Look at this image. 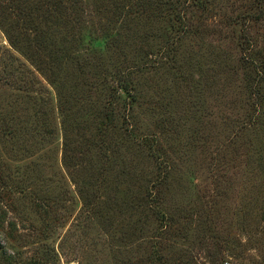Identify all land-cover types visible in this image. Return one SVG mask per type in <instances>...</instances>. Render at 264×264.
Instances as JSON below:
<instances>
[{
  "label": "rangeland",
  "instance_id": "obj_1",
  "mask_svg": "<svg viewBox=\"0 0 264 264\" xmlns=\"http://www.w3.org/2000/svg\"><path fill=\"white\" fill-rule=\"evenodd\" d=\"M9 2L0 264H264V4Z\"/></svg>",
  "mask_w": 264,
  "mask_h": 264
},
{
  "label": "trees",
  "instance_id": "obj_2",
  "mask_svg": "<svg viewBox=\"0 0 264 264\" xmlns=\"http://www.w3.org/2000/svg\"><path fill=\"white\" fill-rule=\"evenodd\" d=\"M0 1H2V2H0V30L2 31V33L6 36H9V32H8V30L3 26V22H2V19L4 18V16H5V9L6 8H10L11 10H13V12H15V14H14V16L16 17V18H18L17 20H19V21H21V22H24V15H26L27 13L26 12H28V10H29V6H25V7H21L23 10L21 11V14L20 13H18V9H17V7L16 6H14V8H11V7H13L12 5H9V0H0ZM193 1H195V2H197V0H193ZM199 2H201V0H198ZM260 1V4H264V0H259ZM5 3H7L8 5H9V7L8 6H5ZM262 4V5H263ZM16 5V4H15ZM132 13H134V12H132ZM174 17V19L176 20V16H173ZM173 17H171V18H173ZM7 18V17H6ZM9 39H10V42L11 43H13L12 41H11V38L9 37ZM13 45H16L15 43H13ZM127 79V80H126ZM125 81H124V85H123V87H122V89L125 91V93H126V96L128 97L129 95H133L134 96V91L135 90H133V88L131 87V84H132V81H130V79L129 78H125L124 79ZM128 94V95H127ZM130 97V96H129ZM111 118V117H110ZM110 120H112V118L110 119ZM50 134H52V133H50Z\"/></svg>",
  "mask_w": 264,
  "mask_h": 264
}]
</instances>
